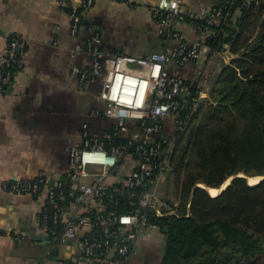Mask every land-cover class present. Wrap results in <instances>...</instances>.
<instances>
[{
    "label": "built area",
    "instance_id": "built-area-1",
    "mask_svg": "<svg viewBox=\"0 0 264 264\" xmlns=\"http://www.w3.org/2000/svg\"><path fill=\"white\" fill-rule=\"evenodd\" d=\"M56 1L68 11L71 34L79 35L82 16L94 0ZM236 1L247 10L262 0H213L208 9L188 13L180 10L182 0L152 6L151 18L165 44L150 55L105 49L99 28L93 26L84 45L71 49V57L82 53L90 57L88 68L72 65L70 69L81 82L99 84L97 95L104 105L91 115L97 124L106 121L105 128L96 125L92 132L87 123L82 124L79 144L67 148L68 168L62 179L40 175L4 184L13 192L44 197L39 226L47 237L46 253L72 247L71 255L57 264H117L136 252L140 242L155 235L165 238L151 219L175 213L159 199L158 191L190 117L176 118L189 86L169 69L196 63L204 53L226 57L230 44L222 41L228 36L225 26H232L230 17L239 11H233ZM179 24L191 25L198 39L184 40ZM207 40L221 42V50H212ZM26 47L25 37L8 36L0 54V95L22 68ZM172 119L177 133H162L163 124Z\"/></svg>",
    "mask_w": 264,
    "mask_h": 264
},
{
    "label": "crops",
    "instance_id": "crops-1",
    "mask_svg": "<svg viewBox=\"0 0 264 264\" xmlns=\"http://www.w3.org/2000/svg\"><path fill=\"white\" fill-rule=\"evenodd\" d=\"M170 1L94 0L82 16L79 35L73 36L68 11L56 0H0V54L9 35L17 33L27 39L22 68L0 95V264H57L72 253L67 245L48 257L47 237L39 226L43 196L4 187L7 182L40 175L62 179L68 168L67 148L79 144L82 124L87 123L92 132L96 125L105 128L91 115L104 105L97 95L99 84L81 82L70 69L72 65L88 68L90 57L85 53L71 57V49L84 45L93 26L99 28L102 47L109 51L134 56L157 52L165 42L156 32L151 7ZM212 1L182 0L180 10L204 11ZM238 13L230 17L232 26ZM177 29L188 42L198 39L189 24H179ZM209 55L203 54L204 62ZM170 69L191 83L198 71L197 62ZM199 94V99L206 96ZM162 241L152 236L141 244L138 255L119 264H145L139 255L145 249L151 253Z\"/></svg>",
    "mask_w": 264,
    "mask_h": 264
},
{
    "label": "trees",
    "instance_id": "trees-1",
    "mask_svg": "<svg viewBox=\"0 0 264 264\" xmlns=\"http://www.w3.org/2000/svg\"><path fill=\"white\" fill-rule=\"evenodd\" d=\"M240 4L233 5L236 28L226 25L222 41L233 58L213 81L205 108L184 77L189 92L176 118L190 117L170 157L175 201L166 202L175 213L151 219L165 238L151 253L142 251L145 264H264V178L248 183L264 177V0L247 10ZM206 45L221 50V42ZM173 121L162 133H177ZM230 178L217 195L207 191Z\"/></svg>",
    "mask_w": 264,
    "mask_h": 264
},
{
    "label": "rangeland",
    "instance_id": "rangeland-1",
    "mask_svg": "<svg viewBox=\"0 0 264 264\" xmlns=\"http://www.w3.org/2000/svg\"><path fill=\"white\" fill-rule=\"evenodd\" d=\"M222 56L223 55H209L208 57L209 59L204 62L205 59L203 57V54H201L200 58L197 60L198 71L194 77V80H195L194 84H195V87L198 88V91L201 92V94L206 93L205 98H202V100H204L203 108H205L207 104V100L209 99V91L211 89V85L213 81L215 80V78H217L222 67L224 65L229 64L231 59L233 58V54L230 52V50L228 51L226 57H222ZM199 98H200V94H199ZM259 180H260L259 177H257V179L249 178L248 183L255 184ZM230 181H231V178L227 180L226 185H228ZM161 186H162L161 190L158 191L159 199L164 202L175 201L174 186H173V181H172L171 174H170V166L167 167L163 175ZM225 186L223 184V187ZM213 190H216L215 191L216 193L214 194L217 195L223 189L222 190L213 189ZM207 191L211 195V189H207ZM215 195H211V196H215ZM49 256H52V255H48V257Z\"/></svg>",
    "mask_w": 264,
    "mask_h": 264
},
{
    "label": "water",
    "instance_id": "water-1",
    "mask_svg": "<svg viewBox=\"0 0 264 264\" xmlns=\"http://www.w3.org/2000/svg\"><path fill=\"white\" fill-rule=\"evenodd\" d=\"M230 28H231V29H235L236 27H235V26H231ZM263 178H264V177H262V179H263ZM262 179H260V180H262ZM260 180H259V181H260ZM222 186H223V185H222ZM222 186H221L218 190H222V189H224L227 185H226L225 187H223V188H222ZM203 188L206 189V187H203ZM167 230H168V227H166V226L163 227V231H164V232H166Z\"/></svg>",
    "mask_w": 264,
    "mask_h": 264
},
{
    "label": "bare ground",
    "instance_id": "bare-ground-1",
    "mask_svg": "<svg viewBox=\"0 0 264 264\" xmlns=\"http://www.w3.org/2000/svg\"><path fill=\"white\" fill-rule=\"evenodd\" d=\"M252 179H257V178H252ZM260 179H262V178H260ZM251 180V179H250ZM227 184V183H226ZM226 184H224V186L226 185ZM223 188V187H222ZM216 190H213V189H211V195H215L214 193H216L215 192Z\"/></svg>",
    "mask_w": 264,
    "mask_h": 264
}]
</instances>
